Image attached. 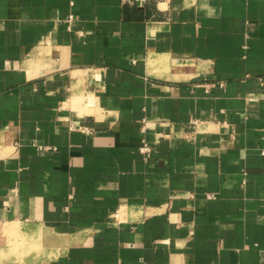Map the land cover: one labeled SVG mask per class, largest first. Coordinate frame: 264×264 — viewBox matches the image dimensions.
I'll list each match as a JSON object with an SVG mask.
<instances>
[{
    "label": "crops",
    "instance_id": "obj_1",
    "mask_svg": "<svg viewBox=\"0 0 264 264\" xmlns=\"http://www.w3.org/2000/svg\"><path fill=\"white\" fill-rule=\"evenodd\" d=\"M262 151L264 0H0V264H264Z\"/></svg>",
    "mask_w": 264,
    "mask_h": 264
},
{
    "label": "built area",
    "instance_id": "obj_2",
    "mask_svg": "<svg viewBox=\"0 0 264 264\" xmlns=\"http://www.w3.org/2000/svg\"><path fill=\"white\" fill-rule=\"evenodd\" d=\"M148 1H154V2H156V4L157 3L167 4L169 2V0H121V2L123 4L135 5L137 7L144 6L145 3L148 2ZM70 17L71 16H69V18ZM83 130L86 133H90L91 132V130L89 128H83ZM149 149H150V147L147 144H145V143L139 148L140 152H142V153L148 152ZM262 153H264V151H262Z\"/></svg>",
    "mask_w": 264,
    "mask_h": 264
},
{
    "label": "rangeland",
    "instance_id": "obj_3",
    "mask_svg": "<svg viewBox=\"0 0 264 264\" xmlns=\"http://www.w3.org/2000/svg\"><path fill=\"white\" fill-rule=\"evenodd\" d=\"M4 234H6V232H4Z\"/></svg>",
    "mask_w": 264,
    "mask_h": 264
}]
</instances>
